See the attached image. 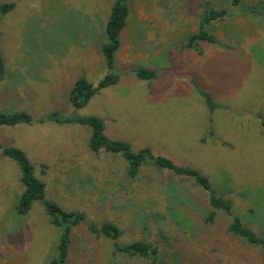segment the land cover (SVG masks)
Here are the masks:
<instances>
[{"label":"rangeland","instance_id":"obj_1","mask_svg":"<svg viewBox=\"0 0 264 264\" xmlns=\"http://www.w3.org/2000/svg\"><path fill=\"white\" fill-rule=\"evenodd\" d=\"M0 1L15 4L0 16V112L34 118L0 128V144L26 153L47 200L85 216L72 229L67 264L149 263L116 255L111 240L89 232L106 223L122 230L121 245L146 241L164 262L262 264L258 248L229 234L231 216L205 222L209 193L194 180L151 164L131 179L122 154L91 151L90 128L48 117H98L110 139L198 171L231 202L232 216L264 237V0H129L115 61L120 81L83 108L69 94L78 78L96 86L108 73L101 45L115 0ZM209 7L228 13L210 28L217 44L186 49ZM139 68L157 79H138ZM20 176L0 152V264H49L62 232L40 203L27 215L16 211Z\"/></svg>","mask_w":264,"mask_h":264},{"label":"trees","instance_id":"obj_2","mask_svg":"<svg viewBox=\"0 0 264 264\" xmlns=\"http://www.w3.org/2000/svg\"><path fill=\"white\" fill-rule=\"evenodd\" d=\"M240 2L241 0H232V4L236 6ZM14 8V3L0 1V16L10 14ZM251 12H256L255 7H253ZM227 15L228 13L224 9L219 10L209 7L205 10L200 17L198 31L189 37L185 48L197 50L198 45L201 43L217 44V39L210 31V28L215 21L221 20ZM129 16V0H115L105 26L106 40L101 45V51L108 73L96 86L83 76L75 81L69 94L70 103L74 108L85 107L102 90L119 83L120 77L115 73L116 54L121 47V37L127 28ZM5 72V62L0 55V76H3ZM135 75L138 79L148 82L155 81L158 77L155 70L146 68L136 69ZM201 95L206 99L207 105L213 108L214 105L211 97L205 93H201ZM48 119L58 124L66 123L90 128L91 137L89 140V148L91 151L93 153H99L102 150H106L114 154H122L128 163V176L131 179L137 178L144 165L151 164L160 170H168L176 176L194 180L198 186H201L209 193V210L206 213L205 222L207 224H213L218 214L231 216L232 221L228 228L229 234L237 239L243 240L249 247L258 248L262 255V264H264V237L258 236L246 227L241 218L233 217L231 202L218 195L212 188L209 179L198 171L176 166L170 159L155 155L150 149L145 148L136 152L129 143L110 139L106 135L105 122L98 117L91 116L65 119L58 113H53ZM33 123L34 118L27 111L0 112V128H13L22 125L30 126ZM0 152L4 157L14 161L21 172L20 183L23 186V192L16 204V211L20 215H27L35 204H42L50 218L51 224L59 228L62 232L60 241L56 246L55 256L49 264H67L71 247L72 229L79 226L84 221L85 216L81 213L66 212L56 202L47 200L46 185L37 178L36 167L22 149L15 146L4 147L0 144ZM89 232L98 238L104 237L111 240L114 244L116 255L130 259L137 258L145 260L149 262L148 264H174L164 262L158 254L157 248L146 241H135L127 245H121L119 240L123 232L118 226L111 223H106L99 227L90 226ZM178 261L175 264H182V260L179 259Z\"/></svg>","mask_w":264,"mask_h":264}]
</instances>
